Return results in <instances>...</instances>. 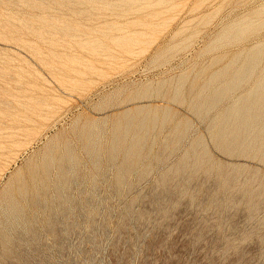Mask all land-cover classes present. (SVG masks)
Segmentation results:
<instances>
[{"label": "rangeland", "instance_id": "rangeland-1", "mask_svg": "<svg viewBox=\"0 0 264 264\" xmlns=\"http://www.w3.org/2000/svg\"><path fill=\"white\" fill-rule=\"evenodd\" d=\"M256 45L264 0H0V264H264Z\"/></svg>", "mask_w": 264, "mask_h": 264}, {"label": "bare ground", "instance_id": "bare-ground-1", "mask_svg": "<svg viewBox=\"0 0 264 264\" xmlns=\"http://www.w3.org/2000/svg\"><path fill=\"white\" fill-rule=\"evenodd\" d=\"M226 35V34H225ZM229 37H230V35H229ZM222 38H224V37H222ZM228 38V37H227ZM259 48L260 49H262L261 48V46H259V45H256V46H254V47H252L251 49H249L248 50V54H249V60H242L243 62L241 63V65H239L238 66V64H237V66H238V68H237V70H236V72L233 74L232 73V75H235V77H236V79H237V81L235 82V83H237L239 80H242L243 81V79L245 78V76L247 77L248 75L250 76H252V72H254V70L256 71V68H257V64H260V59L261 58H258L259 56H258V54H256V52H255V54L257 55L256 57L255 56H252L253 55V51L254 50H259ZM247 53V52H246ZM247 54V55H248ZM262 54V53H261ZM240 55V54H239ZM239 55H238V57H239ZM246 55V56H247ZM260 57H262V56H260ZM239 58H241V57H239ZM246 58V57H245ZM244 58V59H245ZM248 58V57H247ZM234 60V59H233ZM239 60V59H238ZM234 61H236V59L234 60ZM232 62V61H231ZM240 61H237V63H239ZM235 63V62H234ZM231 64H233V63H231ZM230 64V65H231ZM236 66V67H237ZM244 66H246V67H244ZM234 71V70H233ZM232 71V72H233ZM257 77H255V78H253V77H250L251 79H249V80H252V78H253V81L251 82V86H250V89H249V91L244 95V96H253L252 95V93H255V91H257V90H255V89H258V87H259V90H260V93H262V95H260V96H264V62H263V67L262 68H260L259 69V67L257 68ZM219 74H221L220 76H218V78H223L222 76V74L223 73H219ZM204 75H205V73H204ZM214 76V75H213ZM215 77H217V76H215ZM218 78H215V79H218ZM233 79H234V77H233ZM248 78H246V80H247ZM222 80H225V79H222ZM235 80V79H234ZM214 81V80H213ZM218 81V82H217ZM216 82L217 83H219V80H217ZM245 81V80H244ZM248 81V80H247ZM215 82V83H216ZM227 82V81H226ZM229 82L230 83H224V84H220V85H218V86H214V88L212 87V89L213 90H210L211 89V87L209 88L208 86H210L209 84H207V86H205L203 89H204V93H205V96H207L205 99H207L208 97V99L210 100L211 99V101H212V103L210 102L209 103V101L207 102V101H204V102H202L201 104H199V109H198V111H200L201 113H202V111H209V112H211V111H213L215 108H216V105H218V103H220V102H222L223 100H224V98L223 97H225V96H228V94L229 93H232V89H233V84H234V82H231V80H229ZM208 83V82H207ZM210 83V82H209ZM246 83V82H245ZM238 84H240V82L238 83ZM239 86V85H238ZM209 88V89H208ZM235 88V87H234ZM229 96H230V94H229ZM241 96H243V95H241ZM240 97V96H239ZM227 97H225V99H226ZM236 98V97H235ZM237 99V98H236ZM235 99V100H236ZM244 100H245V98H243ZM242 99V100H243ZM251 98H249V97H247V99L245 100V102H243V103H241V101H239V100H237V101H239V102H234V101H231L232 103H228L225 107H224V109L223 110H225L224 111V113L225 112H229V113H231V114H234V115H236V114H238L239 116H240V114L241 115H243L244 114V116H245V112L246 111H248L246 114V117H247V119H246V121H247V125H249V123L251 124V123H254L255 124V126H256V124L258 123V121L259 120H256L258 117H256L257 115H259V113H261V112H255L257 109H251V107H252V105L251 104H247L248 103V101L250 100ZM261 99V98H260ZM259 99V100H260ZM200 100V99H199ZM201 102V101H200ZM256 103V102H255ZM255 103H253V104H255ZM263 103V102H262ZM264 104V103H263ZM222 105H224V104H222ZM262 106V105H261ZM258 108H259V106H257ZM254 108V107H253ZM260 110V109H259ZM208 112V113H209ZM251 112V113H250ZM221 116H223V113L221 114ZM227 116V115H226ZM256 117V118H255ZM241 118V117H240ZM223 119V118H222ZM221 120V119H220ZM216 121H218V119L216 120ZM224 122V121H223ZM229 123H232V121H228ZM235 122V121H234ZM219 124V123H218ZM254 124H252V125H254ZM224 126H226V124H223ZM236 125V124H235ZM239 125V124H238ZM241 125V124H240ZM245 125V124H244ZM243 125V126H244ZM264 126V125H263ZM229 127V126H228ZM253 127V126H252ZM258 127V126H257ZM226 127H223V129H225ZM229 128H231V127H229ZM251 128V127H250ZM241 129V128H240ZM239 129V130H240ZM243 129V128H242ZM233 130H238V128L236 129V128H234ZM245 130V129H244ZM252 130V129H251ZM254 130H256V129H254ZM248 131V130H247ZM261 131H263L262 129H261ZM238 133H239V131H237ZM244 131L242 130V133H243ZM264 132V131H263ZM231 133H234V132H231ZM125 134V133H124ZM234 134H236V133H234ZM247 134V133H246ZM233 134H231V136H232ZM243 135H244V133H243ZM221 136V135H220ZM216 137V136H215ZM224 137H226V136H224ZM238 137V136H237ZM240 138V137H239ZM215 139V138H214ZM218 140V139H217ZM216 141V140H215ZM138 142V141H137ZM200 145V144H199ZM196 148V147H195ZM196 149H194L193 151H195ZM61 151V150H60ZM191 155V154H190ZM193 156V155H192ZM195 156V155H194ZM185 157V156H184ZM72 157H69V161H67L68 162V164H69V166H67V167H65V168H67V171H66V173H65V175H68V174H70V173H72L73 172V170H71L72 169V164L73 163H71V161H72V159H71ZM187 158V157H186ZM191 158V157H190ZM193 158V157H192ZM196 158V157H195ZM183 159H185V158H183ZM187 159H189V157L187 158ZM190 160V159H189ZM192 160V159H191ZM197 160H199L198 158H197ZM185 161H187V160H185ZM193 161H196V160H193ZM73 162H74V160H73ZM61 163V162H60ZM186 163H188V162H186ZM195 163L196 162H194V164L193 165H195ZM181 164H183V161L181 160ZM181 164H179V165H181ZM192 164V163H191ZM183 165H186V164H183ZM183 165H181V166H183ZM74 166V165H73ZM65 168H63V169H65ZM45 169H47V168H45ZM60 169V168H59ZM60 170H62V167H61V169ZM63 171H65V170H63ZM59 173V172H58ZM61 173V172H60ZM51 175V174H50ZM64 179V178H63ZM29 180V179H28ZM36 182V181H35ZM51 184V183H50ZM46 185V184H45ZM31 186V185H30ZM62 186V185H61ZM49 190V189H48ZM41 191V196H45L46 195V190L42 187V190H40ZM37 195V194H36ZM34 203L36 204V205H38L39 203H38V198H35V201H34ZM46 204H47V201H46ZM62 205V204H61ZM41 206V205H40ZM39 208V207H38ZM68 214V213H67Z\"/></svg>", "mask_w": 264, "mask_h": 264}]
</instances>
